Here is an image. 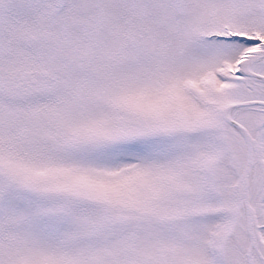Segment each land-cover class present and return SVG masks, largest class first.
<instances>
[{
  "label": "snow or ice",
  "instance_id": "snow-or-ice-1",
  "mask_svg": "<svg viewBox=\"0 0 264 264\" xmlns=\"http://www.w3.org/2000/svg\"><path fill=\"white\" fill-rule=\"evenodd\" d=\"M0 264H264V0H0Z\"/></svg>",
  "mask_w": 264,
  "mask_h": 264
}]
</instances>
